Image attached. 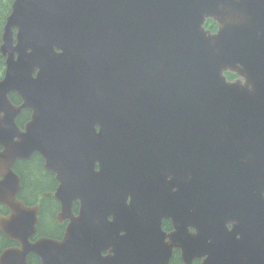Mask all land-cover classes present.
Segmentation results:
<instances>
[{
  "label": "water",
  "instance_id": "1",
  "mask_svg": "<svg viewBox=\"0 0 264 264\" xmlns=\"http://www.w3.org/2000/svg\"><path fill=\"white\" fill-rule=\"evenodd\" d=\"M12 7L0 46L7 55L0 126L9 150L17 128L11 132L7 119L18 108L7 92L26 91L11 25H19L22 45H41L37 36L45 35L54 37L46 45H61L73 32L108 29L122 53L104 63L90 49L86 72L100 73L104 91L27 100L34 112L15 155L43 154L70 222L60 242H31L38 206L16 198L14 157L1 160L0 202L10 213L0 214V231L20 246L1 250L0 264H28L30 253L40 264H169L174 247L185 264L195 257L264 264V0H15ZM208 14L221 23L218 34L202 29ZM226 67L246 82L225 81ZM68 106L76 108L71 115ZM139 192L138 203H126ZM157 193L163 205L151 199ZM162 217L171 232L161 231Z\"/></svg>",
  "mask_w": 264,
  "mask_h": 264
},
{
  "label": "trees",
  "instance_id": "2",
  "mask_svg": "<svg viewBox=\"0 0 264 264\" xmlns=\"http://www.w3.org/2000/svg\"><path fill=\"white\" fill-rule=\"evenodd\" d=\"M11 1L12 0H0V32L2 29V25L4 23L5 16L7 15V13L10 10ZM206 26H213V23L210 20H208L206 22ZM0 59H2V58L0 57ZM1 65L2 64L0 61V77H1L2 71H3V67H1ZM228 77L231 78V77H233V75L228 74ZM41 161H42V159L39 156L36 157L34 154L30 157V159L20 161V167L19 168L17 167V162L15 164V169L18 170L17 172L22 177V180H21L22 187H21L20 192H19V197L21 199H23V201L26 204H31L34 202L33 201L34 195H29V194H33L34 192L39 191L40 189L51 190V183H54V181L52 179L53 175L47 171L44 172L43 176H44L45 180H47L48 184L46 182H44L43 183L44 186L41 185L40 183H37L36 182L37 178H35L34 175L30 174L31 173L30 166L33 167V165H36V166L40 165ZM38 168H39L38 170L42 169L41 165ZM34 172L37 173L36 171H34ZM38 173H41V172L38 171ZM49 206H50V199L49 198L42 199L41 210H40L41 216H44V214H45L44 211H46L47 210L46 208H48ZM1 209H2V206L0 205V211H1ZM37 230L39 231L40 234H44V235H52L55 233V230L50 232V229L47 228L46 226H44L42 223H40L38 225ZM10 244H11V241H9V239L6 238L0 232V249L7 246V245H10ZM28 263L29 264H39V260L35 255L31 254L28 256ZM170 264H183L182 262H180V260L178 258V254L176 253V251L173 253V256L171 257ZM192 264H198V263L193 262Z\"/></svg>",
  "mask_w": 264,
  "mask_h": 264
},
{
  "label": "flooded vegetation",
  "instance_id": "3",
  "mask_svg": "<svg viewBox=\"0 0 264 264\" xmlns=\"http://www.w3.org/2000/svg\"><path fill=\"white\" fill-rule=\"evenodd\" d=\"M28 116H29V114L26 115V117H25L26 120H27ZM19 122H20V121H19ZM23 123H24V122H23ZM23 123H22L21 125H19V126L22 127V126H23ZM41 177H42V176H41ZM52 179H53V181H54V178H52ZM42 181H43V179H38V178L36 179V182H37V183H41ZM55 186H56V185H55V181H54V183H51V189L54 190V189H55Z\"/></svg>",
  "mask_w": 264,
  "mask_h": 264
}]
</instances>
